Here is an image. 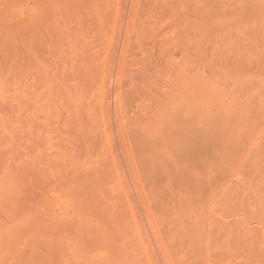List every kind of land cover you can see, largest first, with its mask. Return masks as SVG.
Instances as JSON below:
<instances>
[{
  "label": "rangeland",
  "instance_id": "374dc122",
  "mask_svg": "<svg viewBox=\"0 0 264 264\" xmlns=\"http://www.w3.org/2000/svg\"><path fill=\"white\" fill-rule=\"evenodd\" d=\"M263 10L0 0V264H264Z\"/></svg>",
  "mask_w": 264,
  "mask_h": 264
},
{
  "label": "bare ground",
  "instance_id": "6f19581e",
  "mask_svg": "<svg viewBox=\"0 0 264 264\" xmlns=\"http://www.w3.org/2000/svg\"><path fill=\"white\" fill-rule=\"evenodd\" d=\"M261 10H262V9H261ZM263 11H264V10H263ZM248 86H249V85H248ZM248 86H247V89L250 87V86H249V87H248ZM243 87H244V86H243ZM183 95H184V94H183ZM181 96H182V95H181ZM198 96H200V95H199V92H197V93H193V94H191V95L188 94V97L186 96L185 98H183V99L180 98V99H181V101L183 100V105H184V104H185V105H190V104H191V105H193L195 108H198V103H199V98H200V97H198ZM97 97H98V96H97ZM177 99H178V98H177ZM174 101H175V100H174ZM181 101H180V102H181ZM175 102H177V101H175ZM217 108H218V107H217ZM213 109H214V108H213ZM215 109H216V108H215ZM222 110H223V109H222ZM211 111H212V110H211ZM211 111H210V112H211ZM210 112H209V113H210ZM185 113H186V112H185ZM185 113H182V115H183V114L185 115ZM187 113H188V112H187ZM198 113H200V112H195V111H194V113H193V115H192V117H194V119L192 118V122L190 121V122H191V123H190L191 125H189V121L187 120V118L184 117L183 120L186 119V120L188 121V124L186 123L187 121L185 122V124H187L188 127H186L185 124H184V126H185V127H184V126L182 125L183 122H182V124H181V126L184 127V128H183V131L185 130V128H187V130H185L184 133H186V131H188L187 133H192V134L194 135V133H195L196 131H199V130H200V127H199L198 124H200V122H201V119H200L201 117L198 115ZM215 113H216V111H215ZM215 113H214V114H215ZM218 113H219V111L217 110V114H218ZM211 114H212V113H211ZM211 114H209V115H211ZM214 114H212V116H214ZM200 115H201V114H200ZM196 117H200V118H199V119H200V122L198 121L199 119H197ZM214 117H215V116H214ZM221 117H222V115H221ZM179 118H180V117H179ZM211 118H212V117H211ZM211 118L209 119V117H208L209 120H211ZM180 119H181V118H180ZM213 119L216 120V118H212L211 121H213ZM221 119H222V118H221ZM177 120H179V119H177ZM181 120H182V119H181ZM181 120H179V121H181ZM219 120H220V119H219ZM224 121H225V120H224ZM177 122H178V121H177ZM206 122H207V120H206ZM216 122H217V121H216ZM216 122H215V123H216ZM221 122H222V121H221ZM174 123H175V122H174ZM211 123H212V122H211ZM218 123H219V122H218ZM218 123H217V124H218ZM224 123H225V122H224ZM177 124H178V123H177ZM201 124H202V123H201ZM135 125H136V124H135ZM174 125H175V124H174ZM204 125H205V124H204ZM204 125H202V126H204ZM218 125H220V124H218ZM168 126H169V125H168ZM176 126H177V125H176ZM174 128L178 129L179 127H178V128H177V127H174ZM180 128H181V127H180ZM180 128H179L178 130L175 129L177 132H176L175 130H172V129H171V132H172V131H173V132L175 131L176 133H178V131L180 132ZM212 128H213V127H212ZM198 129H199V130H198ZM202 129H203V128H202ZM202 129H201V130H202ZM193 130H194L195 132H194ZM201 130H200L199 132H201ZM181 131H182V130H181ZM183 131H182V133H183ZM196 133H197V132H196ZM196 133H195V134H196ZM179 134H180V133H179ZM196 135H197V134H196ZM196 135H195V136H196ZM182 137H183V136H182ZM182 137H180V138H182ZM193 138H194V137H193ZM159 139H160V138H159ZM163 139H164V141H165V138H163ZM185 139H186V138H185ZM190 139H192V138H190ZM190 139H189V140H190ZM194 139H195V138H194ZM180 140H181V139H180ZM187 140H188V139H187ZM182 141H183V140H181V143H182ZM197 141H198V139H197ZM153 142H155V141H153ZM153 142H152V144H154ZM158 142H159V140L157 141V143H158ZM166 142H167V140H166ZM177 142L180 143V141H177ZM185 142H187V141H185ZM185 142H184V144H185ZM191 142H195V141L191 140ZM157 143L155 142L154 145H156ZM169 143H170V142H169ZM174 143H176V142H174ZM189 143H190V142H189ZM171 144H172V142H171ZM171 144H170V145H171ZM176 144H177V143H176ZM174 146H176V145H174ZM174 146H173V144L171 145L172 148H174V149L177 148V147H174ZM177 146H179V145H177ZM167 147H168V146H167ZM169 148H170V146H169ZM172 150H173V149H172ZM173 151H174V150H173ZM139 161H140V160H139ZM141 161H142V160H141ZM141 161H140V162H141ZM142 162H143V161H142ZM143 163H144V162H143ZM142 165H143V164H142ZM138 166H139V165H138ZM137 168H138V167H137ZM211 171H212V170H211ZM167 175L170 176L168 173H167ZM180 175H181V174H180ZM180 175H179V176H180ZM165 176H166V175H165ZM198 176H199V175H198ZM174 177H175V176H174ZM167 178H168V177H167ZM170 178H171V176H170ZM174 179H175V178H174ZM177 179H178V178H177ZM197 179H198V177H197ZM165 180H166V179H165ZM195 180H196V179H195ZM167 181H168V180H167ZM167 181H165V182H167ZM169 181H170V180H169ZM174 182H175V181H174ZM168 183H169V182H168ZM181 184H182V183H181ZM163 185H166V184H163ZM197 185H198V184H197ZM161 186H162V185H161ZM257 193H258V192H257ZM160 196H161V195H160ZM158 197H159V196H158ZM171 197H172V196H171ZM173 197H174V196H173ZM148 198H149V197H148ZM160 198H161V197H160ZM162 198H163V197H162ZM261 198H262V196H261ZM167 199H168V196H167ZM256 199H257V198H256ZM174 200H175V199H174ZM160 201H161V200H160ZM160 201H159V202H160ZM261 201H262V199H261ZM263 201H264V200H263ZM151 203H152V202H151ZM151 203H150V204H151ZM160 203H161V202H160ZM166 203H167V202H166ZM170 203H171V202H170ZM164 204H165V203H164ZM160 205H162V204H160ZM243 205H244V204H243ZM262 205H263V203H262ZM162 206H163V205H162ZM256 206H257V205H256ZM239 207H240V206H239ZM242 207H243V206H242ZM242 207H241V208H242ZM260 207H261V206H260ZM255 208H256V207H255ZM256 209H257V208H256ZM259 209H260V208H259ZM262 209H264V208H262ZM256 211H257V210H256ZM259 211H260V210H259ZM254 213H256V212H254ZM258 213H259V212H258ZM254 216H255V215H254ZM236 222H238V221H236ZM236 224H237V223H236ZM232 225H233V224H232ZM228 227H229V226L227 225V229H228ZM233 227H234V226H233ZM233 227H232V229H233V231H234V228H233ZM225 228H226V226H225ZM235 228H237V226H236ZM229 229H231V227H230ZM229 229H228V230H229ZM237 230H238V228H237ZM229 231H231V230H229ZM233 231H232V232H233ZM245 231H246V229H245ZM225 232H227V231H225ZM246 232H247V231H246ZM252 232H254V231H252ZM227 233H228V232H227ZM229 233H230V232H229ZM238 233H239V232H238ZM250 233H251V232H250ZM230 234H231V233H230ZM232 234H233V233H232ZM252 234H254V233H252ZM226 235H227V234H226ZM228 235H229V234H228ZM228 235H227V236H228ZM248 235H249V234H248ZM244 236H245V235H244ZM229 237H230V235H229ZM254 237H255V236H254ZM254 237H253V238H254ZM245 238H246V237H245ZM217 239H218V238H217ZM250 239H251V238H250ZM246 241H247V240H246ZM248 241H249V240H248ZM253 241H254V240H253ZM245 243H246V242H245ZM249 243H250V242H249Z\"/></svg>",
  "mask_w": 264,
  "mask_h": 264
}]
</instances>
